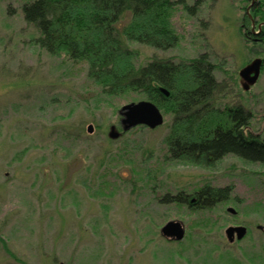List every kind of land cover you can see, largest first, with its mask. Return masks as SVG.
Listing matches in <instances>:
<instances>
[{"label":"rangeland","instance_id":"obj_1","mask_svg":"<svg viewBox=\"0 0 264 264\" xmlns=\"http://www.w3.org/2000/svg\"><path fill=\"white\" fill-rule=\"evenodd\" d=\"M32 1L0 0V264H264V164L233 155L209 168L167 160L171 117L161 110V126L133 128L123 143L106 147L109 128L121 132L119 109L145 98L102 96L84 65L36 46L37 33L21 13ZM195 3L194 14L173 8L175 48L133 43L134 63L206 54L216 80L237 83L250 55L239 37V2L186 0ZM227 90L216 109L234 102ZM235 91L253 114L251 132L263 131L264 95ZM222 118L216 113V121ZM79 125L78 139L61 134ZM104 147L113 150L109 161ZM204 184L232 187L231 199L201 211L162 201L180 191L190 197ZM169 221L181 222L180 241L161 237ZM236 225L247 234L230 244L224 230Z\"/></svg>","mask_w":264,"mask_h":264},{"label":"trees","instance_id":"obj_2","mask_svg":"<svg viewBox=\"0 0 264 264\" xmlns=\"http://www.w3.org/2000/svg\"><path fill=\"white\" fill-rule=\"evenodd\" d=\"M194 14L195 3L186 0H33L22 5L27 26L37 35L34 44L51 56H64L71 64L85 66L86 77L105 97L135 93L171 117L163 143L166 159L209 168L226 155L264 164V140L244 134L250 116L243 106L216 121L218 84L216 65L206 54L189 60L151 58L136 65L137 44L167 51L179 36L171 24L173 8ZM193 12V13H192ZM161 89L167 94L161 93ZM138 127V126H137ZM142 128V127H138ZM129 132V131H128ZM103 143L112 146L124 135ZM64 138L84 136L83 126L62 127ZM103 148L109 161L113 150ZM104 158V159H105ZM233 189L204 184L188 197L184 192L165 195L162 201L187 205L191 211L210 210L231 199Z\"/></svg>","mask_w":264,"mask_h":264},{"label":"flooded vegetation","instance_id":"obj_3","mask_svg":"<svg viewBox=\"0 0 264 264\" xmlns=\"http://www.w3.org/2000/svg\"><path fill=\"white\" fill-rule=\"evenodd\" d=\"M239 2L238 9L241 12V20L239 22V37L244 43L245 50L247 53H250L249 58L245 61L241 68L242 71H239L237 74V83L233 82V79L229 78V83L226 82V85H223L222 90L228 89L227 91H235L239 93H245L247 95H253L257 92V95H264V0H237ZM219 73V72H218ZM218 84H222V79L219 81L216 80ZM233 83V84H232ZM235 88V89H234ZM221 88L218 89L217 96L220 97ZM233 94L234 102L229 107L218 108L216 109L217 115L223 117L232 114L233 107L243 106L238 104L235 99H239V94ZM236 92V91H235ZM232 96V95H231ZM246 110V114L250 116V120L253 118L251 110L243 106ZM264 109V108H263ZM262 119L264 120V113L262 114ZM217 122H220L218 120ZM250 125V122H249ZM249 125L245 127L244 134L249 136L250 139H257V141L264 140V129L258 133H252L249 129ZM246 162V161H245ZM250 163H259V162H250ZM263 164V163H260ZM259 230L263 231L264 239V230L261 227H258Z\"/></svg>","mask_w":264,"mask_h":264},{"label":"water","instance_id":"obj_4","mask_svg":"<svg viewBox=\"0 0 264 264\" xmlns=\"http://www.w3.org/2000/svg\"><path fill=\"white\" fill-rule=\"evenodd\" d=\"M161 93L167 96L165 90L161 89ZM118 116H120V127L121 132H117L114 127H110L108 137L111 140H116L128 131L133 128L146 127L150 130L156 129L161 126L164 122L163 115L156 105L152 102L143 100L139 102H132L122 106L118 111ZM89 125L86 127L88 134L92 133L93 128ZM228 213L234 215L235 211L232 208L226 210ZM247 234V229L244 226H228L224 230V236L228 243L232 244L235 241H241ZM160 235L163 239L180 241L184 237V229L179 221H169L165 223L160 228ZM262 248L264 250V239Z\"/></svg>","mask_w":264,"mask_h":264}]
</instances>
